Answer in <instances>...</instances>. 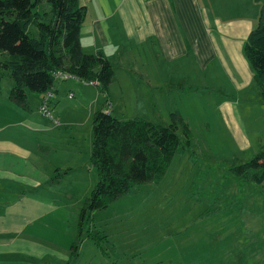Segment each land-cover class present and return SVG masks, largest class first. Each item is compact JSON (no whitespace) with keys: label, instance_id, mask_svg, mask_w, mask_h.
<instances>
[{"label":"rangeland","instance_id":"374dc122","mask_svg":"<svg viewBox=\"0 0 264 264\" xmlns=\"http://www.w3.org/2000/svg\"><path fill=\"white\" fill-rule=\"evenodd\" d=\"M263 5L264 0L241 5V15L248 12L253 29ZM32 30L38 37L37 28ZM240 57L251 68L245 54ZM122 75L119 70L118 81ZM251 81L241 96L249 99L252 93V100L221 108L227 92H238L237 86L211 84L202 77L196 86L202 91L193 92L198 101L178 87L180 93L158 102L159 113L152 110L155 102H137L129 95L124 111L132 114L139 104L143 111L136 110L138 117L153 123L168 125L166 109H181L191 147L179 149L161 181L134 185L107 208L88 212L84 224L81 216L98 182L90 159L94 113H71L66 108L69 92L63 88L56 98V122L42 115L39 104L32 103L31 112L25 109L43 121L37 134L17 125L23 118L11 111L8 147L19 154L9 159L12 167L19 166L0 178V214L13 212L21 222L7 219L10 224L1 225L0 242L9 243L0 246V253L24 261L2 259L0 264H264V184L256 183V172L243 178L231 173L264 149V103ZM205 86L210 88L203 90ZM99 95V107L112 109L101 90ZM113 113L128 120L119 117L120 110ZM52 129L59 131L60 143ZM183 133L179 131L186 142Z\"/></svg>","mask_w":264,"mask_h":264},{"label":"crops","instance_id":"0c3cea01","mask_svg":"<svg viewBox=\"0 0 264 264\" xmlns=\"http://www.w3.org/2000/svg\"><path fill=\"white\" fill-rule=\"evenodd\" d=\"M79 1L87 8V17L81 29L83 51L87 54L103 52L111 63L112 60L116 62V65L112 64L115 69L114 81L109 87L108 94H104L109 106L112 103V109L104 105L99 107L100 89L96 84L70 79L60 80L64 84H57L58 93L52 94L50 98L51 107L55 113L60 102L56 98L61 88L68 90V100L71 102L66 108H69L71 113L73 110L75 116L88 109L94 114L101 109L111 113L120 110L119 117L124 116L123 119L141 116L136 112V110L143 111L139 104L137 109H133L135 111L132 114L124 111L129 95L137 102H155L152 110L154 113H159L158 102L162 104L175 93H180L178 87H185L189 95L196 98L193 92L197 89L200 77L211 84L237 86L238 92H227V100L220 105V108L229 104L236 106L235 103L240 99L254 98L250 90L252 97L247 99L241 96L246 93L245 89L250 88L251 80H254L252 67L250 68L240 57V54L244 53V44L255 26L245 9V16L241 15L243 10L241 5L247 0ZM252 1L249 0L251 3ZM254 13H258V10ZM217 29L220 31V36H217ZM234 47L236 54L233 52ZM217 63H220V68L216 66ZM119 70L123 72L120 81H118ZM188 74L191 76L187 77ZM14 86L15 82L8 73L0 75V178L8 177L4 173L19 166L18 164L12 167L9 159L10 156L16 157L15 155L19 154L8 147L10 134L8 120L11 117V111L23 118L15 122L28 134L30 131L37 134L43 130L42 120L33 114H27L23 107L10 99ZM208 88L210 87L205 86L203 90ZM214 90L213 88V92ZM201 91L202 89L199 92ZM71 93L74 94L73 98H70ZM27 94L30 112L33 109L32 103L35 106L42 105V95L30 91ZM90 94L95 96L93 100L88 97ZM257 96L258 100L264 103L260 90ZM196 100L198 101L197 98ZM113 103H115L114 106ZM121 105L122 108L119 109ZM177 110H180L182 118H186L185 113L176 108L166 109V115H171ZM51 131L52 135L57 136V143H60L59 131L52 129L49 132ZM189 139L187 141H190L191 147ZM187 141L186 145L180 148H186ZM21 158L25 157L21 156ZM6 212L0 214V236L3 232L1 225L10 224L7 219H11L15 224L21 222L18 214ZM4 243L9 242L1 241L0 246H4ZM17 256L12 253H0V261L2 259L13 262L14 260L24 261V258H17Z\"/></svg>","mask_w":264,"mask_h":264},{"label":"trees","instance_id":"16d2710c","mask_svg":"<svg viewBox=\"0 0 264 264\" xmlns=\"http://www.w3.org/2000/svg\"><path fill=\"white\" fill-rule=\"evenodd\" d=\"M86 17L87 8L79 0H0V75L8 73L14 80L10 95L14 103L30 110V91L52 106L57 81L69 80L59 73L83 83L95 82L102 93H108L115 69L103 52L83 51L81 29ZM243 51L264 100V5ZM180 130L190 138L188 124L178 112L171 114L170 124L161 125L141 117L121 120L105 109L96 111L91 163L98 182L84 207L81 224L88 212L107 208L134 185L161 181L186 144ZM250 172H256L258 185L264 184V149L252 160L231 168L237 178Z\"/></svg>","mask_w":264,"mask_h":264},{"label":"built area","instance_id":"2783aa9c","mask_svg":"<svg viewBox=\"0 0 264 264\" xmlns=\"http://www.w3.org/2000/svg\"><path fill=\"white\" fill-rule=\"evenodd\" d=\"M58 76L61 77V78L69 79V80L70 79H73V80L75 79L72 76L65 75V74H62V73H59ZM93 83L96 84L95 82H93ZM70 97H74V95L71 94ZM40 112L42 113V115L44 117H47V118H49L51 120H55V112H54L53 109H51V106L49 105L47 99L40 106ZM55 122H56V120H55Z\"/></svg>","mask_w":264,"mask_h":264}]
</instances>
